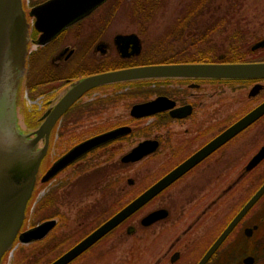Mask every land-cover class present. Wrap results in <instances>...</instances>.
<instances>
[{
	"label": "flooded vegetation",
	"instance_id": "flooded-vegetation-1",
	"mask_svg": "<svg viewBox=\"0 0 264 264\" xmlns=\"http://www.w3.org/2000/svg\"><path fill=\"white\" fill-rule=\"evenodd\" d=\"M44 1L47 0H32V4L28 3L29 7L23 4L28 21L27 46H34L35 50H29L24 82L28 80L31 91L43 96L44 109L63 87L78 78L132 66L185 62L180 56L171 60L151 59V49L165 47L169 43H163L162 37L154 46L146 44L150 36L147 32L148 23L153 20V14L143 10L144 14L140 16L128 8L121 10L119 7L124 5V0H106L50 41L38 44L36 40L40 32L34 27V18L29 12ZM106 4L111 5L112 10L102 13V6ZM118 12H125L129 23L137 26L136 35L117 33L112 36L110 43L106 39L107 29ZM185 37L183 34L182 40ZM259 40L251 45V50L264 47L253 48ZM92 54L99 55L102 64L112 59L109 63H113V66L106 68L101 65L99 69L90 70L87 59ZM33 64L37 66L38 76H29V73H33ZM256 84L261 85V88L251 95L250 91ZM247 86L246 98L251 103L241 113H235V92L237 88ZM262 92L264 78H149L105 84L85 91L55 123L28 203L30 206L40 187L44 188L53 180L56 181V189L66 187L67 184L74 185L75 189L78 184V188L95 194L81 209L89 216H94V219L103 217V220L100 219L101 222H96L95 226L89 224L84 232L75 234L73 242L63 249L58 247L65 240L67 232L53 237L50 235L58 225H66L63 220L67 217L60 218L59 209L54 208L49 217L36 224H27L26 212L19 233L46 220H53V225L43 237L27 242H22L18 233L14 247L31 246L25 257L30 258L28 264L50 263L142 191L201 151L239 117L264 101V95L260 96ZM158 97H164L163 109L142 116L131 113L135 104ZM117 108L122 110L114 112ZM70 109L72 112L67 115ZM263 118L264 114L235 136L204 153L185 172L66 264H109V256L113 254L108 250V241L113 237H121L114 231L123 226L128 235L145 229H152L153 234L149 239V248L127 251L133 259L121 254L118 264H128L130 261L132 263L129 264H264V192L243 213L217 247L203 259L230 221L264 182V157L255 166L247 167L264 144V137L252 142L254 131L251 130ZM81 122H84L88 133L83 137L72 136L69 144L52 154L54 141L60 138V131L65 128L71 132L76 126L80 127ZM26 123L28 126L35 125H32V120H26ZM117 127H128L129 131L91 148L64 165L50 179L42 180L53 163L71 147L86 138ZM54 128L57 129L55 133ZM144 141H148L144 146L149 149L148 152L137 160L123 161V156ZM125 168H131L128 170L131 174L125 176ZM140 172L146 173L140 175ZM125 187L130 188V195L123 203ZM50 190L46 189L37 201L38 208L44 212L55 203L54 200L45 199V193ZM109 198H113L112 206L121 205L106 216ZM155 211L162 212V217L144 224L142 219ZM47 255L52 258L45 261Z\"/></svg>",
	"mask_w": 264,
	"mask_h": 264
},
{
	"label": "water",
	"instance_id": "water-1",
	"mask_svg": "<svg viewBox=\"0 0 264 264\" xmlns=\"http://www.w3.org/2000/svg\"><path fill=\"white\" fill-rule=\"evenodd\" d=\"M106 0H47L31 8L29 14L34 18V27L40 32L38 44H44L67 26L88 15ZM28 22L22 0H0V264L22 226L25 210L38 178L39 165L46 154L51 130L55 122L85 91L124 81L149 78H217V79H262L264 61L253 62H182L158 63L108 70L78 78L63 87L47 106L33 127L24 121L20 123V89L25 72L28 41ZM264 38L253 48L263 47ZM261 85L256 84L250 91L253 95ZM164 97L135 104L131 113L136 116L147 115L163 109ZM264 114V101L239 117L221 131L211 142L192 157L188 158L169 173L161 177L137 197L108 217L78 243L48 264H66L102 235L109 232L130 216L168 183L185 172L192 164L202 158L210 149L222 144L245 129ZM128 127H117L86 138L71 147L46 171L42 180L50 179L64 165L78 156L111 139L128 133ZM148 141L142 142L123 156V161L137 160L149 149L144 148ZM264 157V144L249 161L247 167L255 166ZM264 192V182L239 210L236 216L216 239L206 253L224 239L243 213ZM162 212L146 215L142 222L148 224L162 217ZM164 215V214H163ZM53 220L19 233L22 242L43 237L53 225ZM129 231H131L129 229Z\"/></svg>",
	"mask_w": 264,
	"mask_h": 264
},
{
	"label": "rangeland",
	"instance_id": "rangeland-1",
	"mask_svg": "<svg viewBox=\"0 0 264 264\" xmlns=\"http://www.w3.org/2000/svg\"><path fill=\"white\" fill-rule=\"evenodd\" d=\"M189 0H164L163 5L158 9L155 16L153 17V20L149 22V30L147 31L150 36L149 39H146V44L154 46V44H157L158 41L162 39L164 36V30L168 29V25L172 22L173 15H176L187 3ZM24 5L28 6L29 4H32V0H23ZM218 3V4H217ZM111 5H105L102 6L103 10L102 13H105L106 11L112 10L110 7ZM124 6H120L119 9H124ZM106 9V10H104ZM206 13L203 16H200L198 20V24L196 26L191 27L190 29H187L185 34V39H183L182 42H177L171 40L168 46L165 47H154V49L150 56L151 59L161 61L164 58H167L169 60L171 59H177L179 56L184 54H189L196 56L200 53L198 49L204 48L207 45H210L212 43H215L217 46H220L221 43H223L224 46L228 45V41L226 40L227 35L229 32H233L237 30L236 28V22L238 21V26L240 29L246 30V34L244 35L246 38V42L243 45V47L240 49V52L245 51V59L247 60H262L264 59V47L258 48L256 50H252V52L247 51L251 47V45L257 41L260 38L264 37V0H223L220 2H213L212 6L209 10L205 11ZM225 14L231 15L229 18L230 23H225V29L223 31H215L207 40H209L208 44L205 43H199V48L189 47L190 38L191 36H197L200 37L203 34L204 31V25L212 23V17L218 18L220 16H223ZM196 20V21H197ZM228 20V18L225 19V21ZM137 26L131 25L127 19L126 13H116L115 17L113 18L112 22L109 24L106 34V39H108V42H112V36L123 33H128L131 35L132 33H136ZM130 32V33H129ZM126 34V35H128ZM136 35V34H135ZM222 41V42H221ZM151 46V47H152ZM29 50H33L34 52V46H30ZM99 55H91L90 59H87V62L89 61L88 68L90 70L99 69L101 65H104L103 67L110 68L113 66V63H109L112 59H106L107 63L102 64L103 62L98 59ZM102 62V63H101ZM88 68L86 70H88ZM33 73H29V76H38L37 72V66L33 64L32 68ZM26 84V85H25ZM22 96H20V99H22V108L25 110L27 114L30 115L28 117V121L32 120V125L38 123V119L42 112L44 111V101L43 96L39 93H36L35 91H31V89L28 87V80L23 82L22 84ZM248 87H242L237 88V91L235 92L234 99H235V113H241L251 102V100H247V92ZM264 95L262 92L260 96ZM259 97V96H258ZM234 102V101H233ZM21 106L19 107V118L20 123L24 121L26 123L27 118L23 114H21ZM22 110V109H21ZM72 109H70L66 114H71ZM121 108L115 109L116 111H121ZM71 111V112H70ZM111 112V110H110ZM65 114V115H66ZM66 115V116H67ZM34 118V119H33ZM26 119V120H24ZM95 120H92L94 122ZM27 125V123H26ZM34 125V126H35ZM28 126V125H27ZM31 127V126H30ZM58 127V126H57ZM87 127H84V122H81L80 127H75L71 130H66L65 128L62 129L60 132V138H56L53 144V151L52 154H55L60 151L61 147H63L66 144H69L70 141H72L73 137H83L85 136L87 132ZM57 129L54 128V132ZM252 132L254 131V137L252 142H256L257 140H260L264 137V118L260 120L256 125H254L251 128ZM250 130V131H251ZM91 131V129H90ZM95 131V128L93 126L92 132ZM245 134H241V137H243ZM54 136V134H53ZM131 168H125L124 173L125 176L128 174H131L128 170ZM146 172H140L141 174H144ZM140 178H144L140 176ZM126 179V178H125ZM56 181L53 180L51 183H48L44 188L40 187L35 194V197L30 204L28 210H27V224H36L41 219L49 217L54 208H58L60 212V218L67 217L66 225L61 226L58 225L51 233L50 236H57L60 233H66L65 240L62 242V244L58 248L65 249L68 247L72 242L73 238L76 235L84 232L86 227L91 224V226H95L94 224L97 222H101L100 219L103 220V217L96 220L94 219V216L88 215V213H85V210H82L81 208L84 207L85 202H87L89 199L93 198L95 194L86 192L84 188H78L79 185L77 184V187L73 189L75 186H71L69 184L66 185V187L58 188L56 189L54 183ZM37 183V182H36ZM51 188L49 192L45 193V199L54 200V204L52 208L47 210L46 212L43 211V209L38 208L37 201L39 202V199L41 195L46 191V189ZM130 190L129 187L124 188V196H123V203L126 202V199L128 197ZM56 197V200L54 199ZM113 202V198H109L106 206H107V213L106 216H109L112 212L116 210L117 207L112 206L111 203ZM104 206V205H103ZM51 213V214H50ZM126 227L123 226L114 232L118 235H122L121 237H114L111 238L110 241H108V250L109 252H112L113 256H109V264H118L120 260V255L124 253L125 257H129L127 251H133V249H138L141 251L143 248H149V239L151 238V235L153 234L152 229H145V230H138L136 234L128 235L127 231L125 229ZM155 231V230H154ZM18 247V246H15ZM7 253L3 259L1 264H25L28 261H30V258H25L28 256V251L31 248V246H19L18 248H15ZM54 248V247H50ZM116 250V252H114ZM41 258V257H40ZM45 261L50 260L52 257L51 255H47L44 257ZM130 259H133V257H129ZM37 259H39L37 255ZM132 263V261L128 262ZM28 264V263H27Z\"/></svg>",
	"mask_w": 264,
	"mask_h": 264
},
{
	"label": "trees",
	"instance_id": "trees-1",
	"mask_svg": "<svg viewBox=\"0 0 264 264\" xmlns=\"http://www.w3.org/2000/svg\"><path fill=\"white\" fill-rule=\"evenodd\" d=\"M223 0H189L185 4V6L176 14L173 15L172 22L167 26L168 29L164 30L163 43H170L171 40L176 41L180 40L181 42L184 32L187 29H190L193 26L198 24V20L200 16H203L207 11L211 8L213 2H220ZM124 7L135 11L134 13H138L140 16H143V10L151 11L150 13L155 16L158 9L163 5L164 0H124ZM218 4V3H217ZM151 15V14H150ZM229 14H225L215 19L212 17V23L204 25L203 34L200 37L191 36L189 47L199 48V43L208 44L209 40H207L215 31H223L225 29V23H230L228 16ZM228 20L225 21V19ZM197 20V21H196ZM237 30L233 32H229L226 40L228 41V45L224 46L223 43L220 46H217L215 43L207 45L204 48L198 49L200 53L196 56L184 54L181 55L180 58L182 61H207V62H245L252 61L245 59V51L240 52V49L246 42L245 34L246 30L240 29L238 26V21L236 22ZM222 42V41H221ZM247 51L252 52L249 48ZM29 61V60H28ZM21 106V114L25 116V118L30 117L29 114L25 112L22 108V99H20L19 107ZM34 119V118H33ZM26 120V119H24Z\"/></svg>",
	"mask_w": 264,
	"mask_h": 264
}]
</instances>
